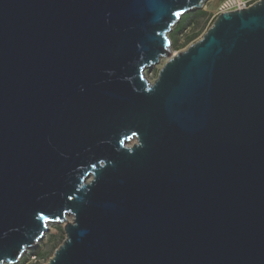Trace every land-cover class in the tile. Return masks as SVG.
Returning a JSON list of instances; mask_svg holds the SVG:
<instances>
[{
  "label": "water",
  "instance_id": "water-1",
  "mask_svg": "<svg viewBox=\"0 0 264 264\" xmlns=\"http://www.w3.org/2000/svg\"><path fill=\"white\" fill-rule=\"evenodd\" d=\"M207 1L0 0V264H264V0L172 54Z\"/></svg>",
  "mask_w": 264,
  "mask_h": 264
},
{
  "label": "rangeland",
  "instance_id": "rangeland-1",
  "mask_svg": "<svg viewBox=\"0 0 264 264\" xmlns=\"http://www.w3.org/2000/svg\"><path fill=\"white\" fill-rule=\"evenodd\" d=\"M221 1L222 0H208L202 9L196 10L206 13L205 17L201 18L198 26H191L190 28L186 26L178 33H175L176 29L175 27L173 28V30L168 34L171 42L172 54L185 51L190 45L196 43L202 38L214 19L217 17L215 15ZM196 11L186 13L181 20H183L188 14ZM180 23L181 21L177 25L179 26ZM194 33H197V36L189 44H184L186 37ZM164 63L165 60L163 59L157 66L153 67L149 71H146L144 73L145 78L150 82H153ZM68 220L71 221V218H68ZM64 238L65 235L62 224H49L48 232L44 238L34 248L24 254L26 258L22 264H47L48 260L52 257L54 251L61 245Z\"/></svg>",
  "mask_w": 264,
  "mask_h": 264
},
{
  "label": "trees",
  "instance_id": "trees-1",
  "mask_svg": "<svg viewBox=\"0 0 264 264\" xmlns=\"http://www.w3.org/2000/svg\"><path fill=\"white\" fill-rule=\"evenodd\" d=\"M205 15H206V13L203 11H196L194 13L188 14L187 16L184 17L183 20H181V23L179 24V26L177 25L175 27V29H176L175 33L180 32L186 26L188 28H190L191 26L192 27L198 26L201 18L205 17ZM196 36H197V33H194V34L186 37L184 44H189ZM25 258H26V256L22 257V259H20V261L17 264H22L24 262Z\"/></svg>",
  "mask_w": 264,
  "mask_h": 264
},
{
  "label": "built area",
  "instance_id": "built-area-1",
  "mask_svg": "<svg viewBox=\"0 0 264 264\" xmlns=\"http://www.w3.org/2000/svg\"><path fill=\"white\" fill-rule=\"evenodd\" d=\"M257 1L258 0H222L215 16H218L221 13L235 11L236 9L248 8Z\"/></svg>",
  "mask_w": 264,
  "mask_h": 264
}]
</instances>
